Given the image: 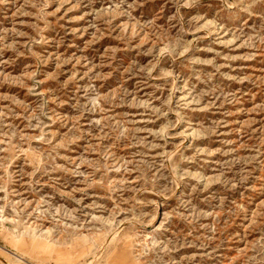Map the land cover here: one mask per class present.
<instances>
[{
  "label": "rangeland",
  "instance_id": "rangeland-1",
  "mask_svg": "<svg viewBox=\"0 0 264 264\" xmlns=\"http://www.w3.org/2000/svg\"><path fill=\"white\" fill-rule=\"evenodd\" d=\"M96 244L264 264V0H0V264Z\"/></svg>",
  "mask_w": 264,
  "mask_h": 264
},
{
  "label": "bare ground",
  "instance_id": "bare-ground-1",
  "mask_svg": "<svg viewBox=\"0 0 264 264\" xmlns=\"http://www.w3.org/2000/svg\"><path fill=\"white\" fill-rule=\"evenodd\" d=\"M115 235H116V234H115ZM115 235H113L112 237H110V239H108V240L106 241L105 245H106V244H109V243L115 238ZM34 237H36V235H34ZM21 238H22L21 235H17V236H16V240H20ZM105 245L100 246V247H97V244H96L95 247H94V251H95L94 259H93L92 261H90V262H85V264H93L94 261L97 259V257L102 253L103 248L105 247ZM0 248H1V247H0ZM14 262H24V260H22L21 257H19V256L16 255V256H15V260H14Z\"/></svg>",
  "mask_w": 264,
  "mask_h": 264
}]
</instances>
